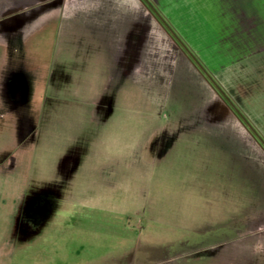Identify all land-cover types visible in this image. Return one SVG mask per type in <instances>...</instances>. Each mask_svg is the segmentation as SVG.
Instances as JSON below:
<instances>
[{
	"label": "crops",
	"instance_id": "obj_1",
	"mask_svg": "<svg viewBox=\"0 0 264 264\" xmlns=\"http://www.w3.org/2000/svg\"><path fill=\"white\" fill-rule=\"evenodd\" d=\"M172 2L179 34L251 126L240 119L225 132L195 124L194 112L210 111L212 102L233 110L142 0H0V264H14L21 248L70 228L72 215L89 207L87 175L72 176L71 167L81 164L90 131L101 149H121L110 122L117 113L105 100L122 94L130 102L136 86L158 84L178 64L179 125L171 133L179 145L207 147L209 156L223 152L230 165L217 175L230 184L209 190L207 213L240 215L239 230L264 246V146L252 130L264 138V0ZM201 95L202 107L195 103ZM209 240L171 245L215 244ZM163 244L148 239L143 252L138 246L117 261L179 264V249Z\"/></svg>",
	"mask_w": 264,
	"mask_h": 264
},
{
	"label": "rangeland",
	"instance_id": "obj_2",
	"mask_svg": "<svg viewBox=\"0 0 264 264\" xmlns=\"http://www.w3.org/2000/svg\"><path fill=\"white\" fill-rule=\"evenodd\" d=\"M172 1L148 0L147 8L157 21V16L163 18L193 53L179 34V4ZM174 71L169 70L170 76L157 80L156 85L136 86L130 102L122 94L115 100H105V108L111 105L117 113L110 122L117 128L114 142L121 149L113 154L101 149L100 144L96 145V135L90 131L81 164L73 163L71 167L72 176L87 175L88 182L82 185L86 184L89 193V207L72 215L70 228L50 229L45 240L21 248L14 264H119L118 257L132 256L138 246L139 252H143L148 239L157 244L167 243L172 252L178 248L179 264H264V246L256 245L258 236L252 239L239 230L240 215L207 213L209 190L216 185L221 192L230 184L217 177L225 174L230 165L225 164L223 152L217 150L215 157L209 156L207 147L179 145V134L171 133L179 125V64ZM220 95L233 111L223 112L217 102H212L210 111L194 112L192 120L196 125L225 132L238 125L236 121L241 118L236 104H229ZM190 99L191 96L186 106H192ZM195 103L202 107L208 100L201 95ZM129 109L130 116L126 113ZM241 122L247 125L243 119ZM252 130L262 144V135L253 127ZM199 137L208 142L206 135ZM128 144L130 149H124ZM117 156L120 164L112 166L111 157ZM231 167L238 165L231 163ZM231 186L238 191V183ZM218 207L223 206L216 204L215 208ZM192 220L194 223L190 224ZM208 237L215 244L171 245L176 239L180 244ZM234 237L237 239L226 240ZM248 239L254 244L246 245Z\"/></svg>",
	"mask_w": 264,
	"mask_h": 264
},
{
	"label": "trees",
	"instance_id": "obj_3",
	"mask_svg": "<svg viewBox=\"0 0 264 264\" xmlns=\"http://www.w3.org/2000/svg\"><path fill=\"white\" fill-rule=\"evenodd\" d=\"M143 3L149 7V3L148 0H142ZM158 21L161 23V25L170 33L171 37L175 40V42L182 47L187 54L192 58V61L201 69V71L203 72V74L206 76V78L210 81V83L219 91V93H221L226 101L231 104V100L229 99V97L226 95V93L222 90V88L219 86V84L216 82V80L212 77V75L204 68V66L201 64V62L195 57V55L193 53H191L188 48L184 45V43L182 42V40L173 32V30L169 27V25L166 23V21L157 16ZM237 113L239 114L240 118L243 119L247 125L248 122L246 120V118L242 115V113L237 109ZM250 126V125H249ZM254 131V130H253ZM255 132V131H254ZM256 134V133H255ZM260 138V137H259ZM260 141L262 142L263 146H264V141L260 138Z\"/></svg>",
	"mask_w": 264,
	"mask_h": 264
}]
</instances>
